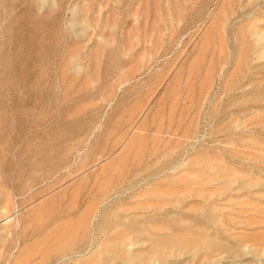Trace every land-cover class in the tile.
Listing matches in <instances>:
<instances>
[{"label":"rangeland","instance_id":"374dc122","mask_svg":"<svg viewBox=\"0 0 264 264\" xmlns=\"http://www.w3.org/2000/svg\"><path fill=\"white\" fill-rule=\"evenodd\" d=\"M49 254L264 264V0H0V264Z\"/></svg>","mask_w":264,"mask_h":264},{"label":"bare ground","instance_id":"6f19581e","mask_svg":"<svg viewBox=\"0 0 264 264\" xmlns=\"http://www.w3.org/2000/svg\"><path fill=\"white\" fill-rule=\"evenodd\" d=\"M8 220H9V219H8ZM16 224H17V223H16ZM17 225H18V224H17ZM47 255H48V254H47ZM47 255H46V256L43 255L44 257L40 258V263H37V264H41V263H43V264L45 263V264H46V261H47V260H48V262H50L51 260L49 261V257L52 258V257H51L52 255H51V254H49V256H47ZM58 256H59V255H58ZM58 256H57V257H58ZM60 256H61V255H60ZM82 256H83V255H82ZM17 257H18V256H17ZM19 257H21V255H20ZM69 257H71V256H69ZM22 258H24V257H22ZM66 258H67V257H66ZM66 258H63V257H62V258H60V257H59V258H55V257L53 256L52 260L54 261V264H62L64 261H66ZM19 259H21V258H19ZM24 259H25V258H24ZM68 259H69V258H67V260H68ZM71 259H72V258H71ZM71 259H70V260H71ZM22 260H23V259H22ZM16 261L18 262V260H16ZM16 261H15V262H16ZM20 261H21V260H20ZM8 262H9V261H8ZM33 263H34V262H33ZM33 263H31V264H33ZM68 263H69V262H68ZM50 264H51V262H50ZM65 264H66V263H65Z\"/></svg>","mask_w":264,"mask_h":264}]
</instances>
